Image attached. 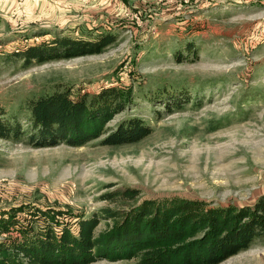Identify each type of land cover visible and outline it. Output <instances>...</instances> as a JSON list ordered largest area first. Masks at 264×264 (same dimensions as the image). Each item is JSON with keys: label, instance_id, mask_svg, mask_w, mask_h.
<instances>
[{"label": "rangeland", "instance_id": "rangeland-1", "mask_svg": "<svg viewBox=\"0 0 264 264\" xmlns=\"http://www.w3.org/2000/svg\"><path fill=\"white\" fill-rule=\"evenodd\" d=\"M113 42L100 53L38 63L22 51L57 37ZM107 86L133 101L108 124L140 117L143 139L35 147L32 99ZM0 107L20 139L0 138V212L46 225L34 207L65 210L60 225L97 215L100 232L146 198L253 206L264 195V0H0ZM139 190L134 199L122 196ZM17 230L0 233L16 239ZM90 264H136L101 259ZM219 264H264V235Z\"/></svg>", "mask_w": 264, "mask_h": 264}, {"label": "trees", "instance_id": "trees-1", "mask_svg": "<svg viewBox=\"0 0 264 264\" xmlns=\"http://www.w3.org/2000/svg\"><path fill=\"white\" fill-rule=\"evenodd\" d=\"M113 38L98 40L57 37L22 51L25 61L45 63L100 53ZM132 91L107 86L95 93L74 95L69 88L32 99L29 108L34 131L28 143L50 147L61 143L83 146L102 136V144L137 142L152 132L140 117L122 120L115 129L108 127L114 117L131 102ZM0 107V138L20 139L22 125L10 121ZM122 196L134 199L139 190L127 188ZM25 206L0 212V233L17 230L20 236L0 241V264H90L136 260V264H219L251 248L264 235V195L253 206L213 205L188 197L146 198L124 210L112 209L105 215L115 218L97 232V215L77 216V227L61 225L65 210L34 207L33 215L46 219V225L29 230L18 215Z\"/></svg>", "mask_w": 264, "mask_h": 264}]
</instances>
